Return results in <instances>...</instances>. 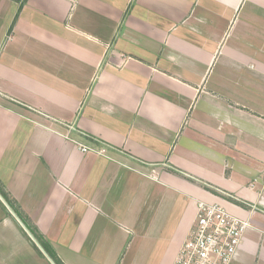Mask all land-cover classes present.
Masks as SVG:
<instances>
[{"label":"crops","instance_id":"0c3cea01","mask_svg":"<svg viewBox=\"0 0 264 264\" xmlns=\"http://www.w3.org/2000/svg\"><path fill=\"white\" fill-rule=\"evenodd\" d=\"M262 177L264 0H0V264H172L199 201L264 264Z\"/></svg>","mask_w":264,"mask_h":264},{"label":"built area","instance_id":"2783aa9c","mask_svg":"<svg viewBox=\"0 0 264 264\" xmlns=\"http://www.w3.org/2000/svg\"><path fill=\"white\" fill-rule=\"evenodd\" d=\"M78 147L85 154L92 151L83 145ZM256 183L252 181L248 188L254 189ZM247 225L221 205L197 202L192 228L172 264H230Z\"/></svg>","mask_w":264,"mask_h":264},{"label":"trees","instance_id":"16d2710c","mask_svg":"<svg viewBox=\"0 0 264 264\" xmlns=\"http://www.w3.org/2000/svg\"><path fill=\"white\" fill-rule=\"evenodd\" d=\"M212 192H216L212 189H208ZM0 196L6 201L8 202V204L13 208L14 212L17 213L18 217L21 218L20 213L17 211V209H14L13 207V203L10 201V199L8 198L6 192L4 191V189L1 187L0 185ZM25 222V221H24ZM38 243L40 245V248L44 251V253L48 256V258L53 262V264H63L60 259H58V257L56 256V254L54 253V251L51 249L50 246H48L45 242H43L42 240H40L38 238Z\"/></svg>","mask_w":264,"mask_h":264}]
</instances>
